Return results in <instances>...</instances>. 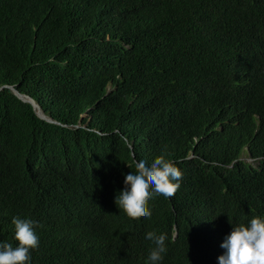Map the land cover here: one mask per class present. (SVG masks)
Here are the masks:
<instances>
[{
	"label": "trees",
	"instance_id": "16d2710c",
	"mask_svg": "<svg viewBox=\"0 0 264 264\" xmlns=\"http://www.w3.org/2000/svg\"><path fill=\"white\" fill-rule=\"evenodd\" d=\"M216 1L222 26L204 41L210 27L194 21ZM263 4L0 0V87L56 121L0 89V242L17 245L20 216L42 225L32 264H148V232L168 238L162 264H218L232 226L264 216V125L245 124L240 106L257 100L236 93L247 86L237 52L264 48ZM220 107L235 110L232 135L214 127ZM160 155L181 186L133 220L116 197L137 161Z\"/></svg>",
	"mask_w": 264,
	"mask_h": 264
},
{
	"label": "clouds",
	"instance_id": "9594fccd",
	"mask_svg": "<svg viewBox=\"0 0 264 264\" xmlns=\"http://www.w3.org/2000/svg\"><path fill=\"white\" fill-rule=\"evenodd\" d=\"M220 10L222 11V7L219 1H216L197 14V20L194 21L195 25L199 22L205 25L206 29L210 27V30H205L202 36L198 33L199 37L204 41L209 40L214 33L220 31L222 26ZM249 12V10L245 11L242 18ZM262 12L263 14L259 17L260 20L253 25L254 28L262 24L264 4ZM218 18H221V22H217ZM256 19L257 17L253 18L250 23H253ZM224 26L226 28V23ZM225 28L223 35L228 39L233 34V29ZM236 56L238 67L247 73L246 91L244 93H236L241 96L253 97L257 100L240 106V110L245 118V124L250 121L253 130L258 131L259 127L264 125V48L262 45H247L239 49ZM232 77L236 78L238 74H234ZM37 105L39 106L38 103ZM39 108L46 117L53 120L49 115L45 114L40 106ZM214 123V127L219 132L232 135L234 125L239 122L236 120L233 108L225 109L220 107L215 114ZM123 139L127 142L126 137H123ZM248 151L249 148L245 147L240 159L249 163L254 162V167H258V162L263 156L253 158L248 154ZM182 178L183 173L177 167L176 162L167 158L166 155H160L150 163L137 161L135 172H130L125 176L124 188L117 195L115 203L133 220H137L140 217L150 219L152 212L148 207L149 200L154 194L162 195L165 198L173 197L181 186ZM12 224L15 232L14 239L18 243L13 246L12 243L0 242V264H32V250L38 249L40 244L37 228L42 227V225L36 220L21 218L20 216L13 217ZM174 236H176V232ZM145 238L152 241L155 245L147 257L148 264H162L168 251L167 236L148 232ZM221 248L224 249V252L217 258L218 264H264V216L254 217L246 224L233 225L232 231L225 237Z\"/></svg>",
	"mask_w": 264,
	"mask_h": 264
},
{
	"label": "water",
	"instance_id": "95a60500",
	"mask_svg": "<svg viewBox=\"0 0 264 264\" xmlns=\"http://www.w3.org/2000/svg\"><path fill=\"white\" fill-rule=\"evenodd\" d=\"M3 87H8L10 88L21 100L23 101H26V102H29L31 103V105L33 106V108L35 109V112L37 113V115L40 117V118H43V119H46L48 121H53L51 120L50 118L46 117L40 110L39 106L37 105V103H35V101L28 95H25L23 93H20L14 86H8V85H4V86H1V88Z\"/></svg>",
	"mask_w": 264,
	"mask_h": 264
}]
</instances>
